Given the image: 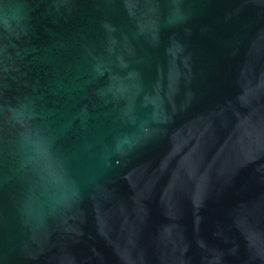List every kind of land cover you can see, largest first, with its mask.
I'll list each match as a JSON object with an SVG mask.
<instances>
[{
  "label": "water",
  "instance_id": "water-1",
  "mask_svg": "<svg viewBox=\"0 0 264 264\" xmlns=\"http://www.w3.org/2000/svg\"><path fill=\"white\" fill-rule=\"evenodd\" d=\"M0 264H264V0H0Z\"/></svg>",
  "mask_w": 264,
  "mask_h": 264
}]
</instances>
